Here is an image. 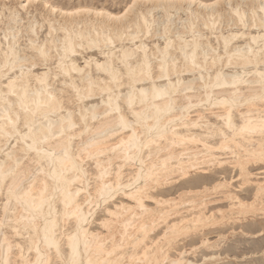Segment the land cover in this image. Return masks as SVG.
<instances>
[{"label":"bare ground","instance_id":"6f19581e","mask_svg":"<svg viewBox=\"0 0 264 264\" xmlns=\"http://www.w3.org/2000/svg\"><path fill=\"white\" fill-rule=\"evenodd\" d=\"M143 2L151 8H140ZM131 6L138 7L128 19L106 12L86 17L82 13L90 12L81 7L58 10L62 35L53 36L56 29L47 23L50 38L41 44L28 38L29 54L16 48L18 38L12 32L16 13L2 32L0 152L12 138L19 146L7 149L6 160L0 161V192L5 187L7 201L3 211L9 212L2 214L0 226L10 222L15 236L27 232L26 248L32 257L17 256V247L15 255L23 258L22 264H47L52 253L57 264H198L183 258V246V251L170 254L177 236L235 223L257 205L264 213V182H251L255 187L251 202L232 185L238 179L245 183L264 179V0H133ZM157 8L163 14L156 17ZM170 8L182 10L189 23L179 16L171 18ZM48 9L55 10L52 5ZM225 18L230 22L224 23L227 35L215 27ZM193 21L210 32L215 48ZM33 23L23 28L26 35L34 33ZM140 34L162 38L163 45L148 47ZM115 42L117 49H110ZM86 49H96L102 59H94V74L88 70L90 58L84 59V66L76 58ZM37 61L42 65L54 61L55 67L35 74ZM187 76L191 77L183 78ZM66 91L74 92L80 102L81 121L89 115L106 117V122L73 130L77 124L72 112L63 107ZM95 95H102L101 106L83 104ZM209 117L217 123H210ZM83 134L88 135L83 139ZM74 137L80 138L77 144L72 143ZM215 138L216 144L209 143ZM107 151L112 157L100 159ZM29 153L38 167L32 173L29 165L20 164ZM86 158L93 159L96 172L91 192L81 165ZM250 163L254 169L247 167ZM126 164L125 175L121 169ZM113 165L117 170L111 173ZM229 165L238 172L237 178L220 175ZM207 167L215 168L217 176L211 181ZM191 172L196 175L192 183L173 186ZM117 192L120 201L113 200ZM9 201L13 204L8 208ZM223 202L227 210L222 209ZM100 208L108 217L99 220L108 231L107 236L101 234L104 237L88 228ZM66 223L72 224L70 229H64ZM159 227H164L161 235L156 232ZM118 228L121 234L114 240ZM2 232L1 257L6 264L11 243ZM62 239L64 252L59 246Z\"/></svg>","mask_w":264,"mask_h":264},{"label":"rangeland","instance_id":"374dc122","mask_svg":"<svg viewBox=\"0 0 264 264\" xmlns=\"http://www.w3.org/2000/svg\"><path fill=\"white\" fill-rule=\"evenodd\" d=\"M25 1H29L31 3L25 5L26 4ZM132 1L133 0H0V40H1L0 48H2L3 47L2 45H4V43H5V40L2 37L4 36L3 33L6 32L7 23L9 21L8 19L11 18V16H13L15 13L16 14L13 17L15 18L16 22L12 23V26L14 27L12 32L18 38L16 48L18 47L22 52L25 51L26 53H28L27 52L28 51L27 50V45H28L27 39L28 38L35 39L37 44L38 43L41 44V42L43 43L50 38L48 35L49 29H48L47 23H51L53 25V27L56 29L55 34H52L53 36H61L62 35V31L59 30V26H61L63 24V20L62 19L60 20L61 15H59L58 10H62V12H64V11H67L68 9L70 10V9H75V8L81 7V8H85V9L89 10L90 13H82V15H86V17H89V16L94 17L93 12H97L100 14L106 12V13L110 14L111 16L119 17V18L126 15V18L128 19L129 17H132V10L134 11L136 9V7H138V6H131ZM202 1L209 3V2L214 1V0H202ZM23 5L25 7L21 8V6H23ZM50 5H52L55 8V10L53 12H50L48 9V7ZM141 5L139 7L144 9V10L151 8V6H150L151 4L146 3V2H143V5L142 6ZM221 7L226 9V5L224 6L223 3L221 5ZM185 8H186V6H184V9ZM193 9H196V6H194ZM243 9L245 10L246 15L248 16L250 13L247 11V8L244 7ZM130 10H131V12H130ZM79 11H81V10H79ZM169 13L171 14V18L176 19L177 16H179L180 18H182V20L185 19L186 24L189 23L187 21H190V20H187V16L185 13H183L182 10L177 11L174 8H170ZM154 14L157 17V16H161L163 13L159 8H157L154 11ZM53 16H56V18ZM47 17H50V18H47ZM54 18H55V20H54ZM249 18H250V16L247 17V19H249ZM96 19L99 20V18H96ZM226 19L227 18L224 19L225 22H222L221 25H218V24L215 25V27H217V29H218V27H219V29L222 27V33L224 35L225 34L227 35V31L229 30L228 26H225L226 21L229 22ZM33 21L35 23V24L33 23L34 24V27H33L34 33L30 32L29 34L27 33V35H26V32L24 31L23 28H25L29 22H33ZM93 22L94 23L96 22L95 19ZM193 22L197 25L198 30L201 31V34L203 36L207 37L209 39L210 44L215 48L217 46V44H216V41H214L213 36L210 35V32L204 28H201L202 27V25L200 24L201 22H196V21H193ZM229 24H230V22H229ZM215 32H217V31H215V29H214L213 33H215ZM251 32L254 33L255 30H253ZM141 36H142V34L139 35V38L148 47H151L154 43H158L161 46L163 45L164 39H162V38L141 37ZM188 36H187V38H188ZM236 43L238 45L243 44L242 40H237ZM117 46H118V42H115L114 44H111L109 46V48L110 49H113V48L117 49ZM85 48H88V47L85 46ZM217 49H218V52H222L221 48L217 47ZM80 52H81V54H78L76 57L78 60V64L80 66H84V59L90 58L88 60L90 62V66L88 67V70H90L94 74V72H95L94 68H93L94 59L102 60L101 56L98 54V51L96 49H91V50L86 49L84 51L80 50ZM179 64H180V62H178V66H179ZM49 66L54 68L55 67L54 61H52L50 63L48 62L46 65H42L40 62L37 61V66L34 67L33 72L35 74L36 73L39 74L40 72L43 71L44 68L49 67ZM15 71H16V69H15ZM228 71H230V70H228ZM237 71L241 72V69H238ZM210 73H212V71ZM190 77L191 76H187V77H183V78H190ZM159 83H161V81ZM144 87H148V85H146ZM55 88L57 90H59V88H61L58 84V81L55 83ZM123 92H126V91H122V93ZM55 93L60 95L59 91H56ZM74 95H75L74 92L66 91V92H64L63 97H62V99H64L63 107L65 109H68L70 112H72L74 122L77 124L73 130L78 131V129L79 128L81 129L82 127H84V125H91V126L94 125L95 126L100 121L107 120V118L103 117V116H100L97 118H90L89 115H87L88 117H85L84 122L81 121L79 119V117L77 116V109L80 105V102L76 101ZM100 96H102V95H95L94 96L95 98L85 99V100H83V104L87 107H90L92 105L101 106ZM9 99H13L12 96H10ZM124 115L127 117L128 120H133V117L129 113H126V111L124 112ZM191 115H194V114L191 113ZM192 118L194 119V117H192ZM208 120L210 123H217V121L212 117H209ZM105 122L106 121H104V123ZM18 125L20 127L21 132H23L25 128H23V126L21 125V122H19ZM109 126H111V125H109ZM195 132H198V131H195ZM86 135H88V134H86ZM86 135L85 134L81 135V138L84 139L86 137ZM116 140L117 139H110V143L111 142L114 143ZM79 141H80V138L74 137L72 140V143L77 144ZM16 143H17V145H16ZM209 143L214 145L217 143V139L216 138L211 139V140H209ZM18 146H19L18 140L15 141V138L10 139L8 141L7 145L5 147H3L2 151L0 152V161L6 160V158H3V156H4L3 153L8 152L9 150L11 151L12 147H14V149H16V148H18ZM7 149H9V150H7ZM21 154H22V152H21ZM112 154L113 153L107 151L104 155H102L103 157L100 156V159L105 161L107 156L112 157ZM219 154H221V153H219ZM33 158H34V155L32 153H29V154H25L20 160L21 166L25 167V166L29 165V167H31L30 168L31 173L35 172V169L36 170L38 169L37 166L35 167L34 165H32L33 163L31 162V159H33ZM226 158L227 157H225L223 159H225V160L228 159L229 161L232 160V159H229V158L226 159ZM3 159H5V160H3ZM41 163H43V162H41ZM92 164H93V159H90V158L84 159V162L81 164L82 167L87 171L85 181L88 184L85 183V185L87 186V188L90 192H91V188L93 187V184H94V179H95L94 176L96 173L95 169H94V164L93 165ZM131 164L134 165L133 163L130 162L129 165H131ZM247 167L253 168L251 163L248 164ZM207 168L210 169L209 170L210 171V175H209L210 177L208 178V181H211V178H214L215 176H217V175H214V173H213L215 168H213V167H207ZM230 169L231 168L229 165V167L227 166L225 168L226 172L228 171L227 173L224 172L226 175L225 174H220V175L226 177L227 179H229L230 177H234V179L237 178L238 172L235 171L234 169H231V170ZM111 170H112L111 173H113L115 170H117V166L113 165V167H111ZM121 170L126 175V171L129 172L128 165L126 164ZM190 174H191L190 177H188L186 179H182V178L176 179L178 181V183L173 185V186L178 187V186H181L187 182L192 183L194 178H196V175L194 172L193 173L191 172ZM220 175H218V176H220ZM255 181H257L259 183H263L264 179L256 180L254 178H251V179H249V182H247V183H245L243 181V179H238L232 184L233 189L238 190L237 193L239 194V196L243 200H244V198H246V200H244V201L251 202L253 200V196L255 193V187L252 183ZM4 188L5 187H3L1 192H0V219L9 213L8 209H6V211H3V208L7 202L5 199L6 190ZM251 192H252V194H251ZM183 199H185L184 201L188 200L187 197L183 198ZM113 200H115V201L121 200L119 192H117L115 194ZM122 201L124 203H126L125 200H122ZM12 202L13 201L8 202V208L10 207V204L11 205L13 204ZM226 204L227 203L223 202L222 209L227 210L228 205H226ZM147 205L153 206V203L147 202ZM56 207H57V209L60 208L58 204H56ZM258 207L259 206L257 205L255 207V209L253 208V209L245 210L246 212H244V215L242 214L243 216H240L241 220H239L235 223H228L227 226H223V227L216 226L217 228L213 231H209V230L206 231L205 230L203 233L197 232V233L191 234L189 236H185V235L180 236L179 235V236H177L178 238L176 237V239H177L176 242H174L169 247V249H170V251L177 249L178 252L183 251L185 249L186 254L183 255V258L185 260H190V261H192L194 263H198V264H203V263H205V264L206 263L207 264H210V263L211 264H264V213L257 211ZM103 213L104 212L100 208V209L96 210L95 213L93 214V216L89 219L90 225L88 226V228L90 229L91 232H94V233L97 232V233H100V235L102 233L108 234L107 229L101 223L103 220L108 219V217ZM2 214H4L3 217H2ZM233 216H236V215H233ZM101 218L102 219L104 218V219L102 220ZM95 222H97L98 225ZM8 225H10V222L2 224L0 226V231L1 232L3 231L2 233H5L7 239L11 243V248H10V252H9L6 264H22L21 260L23 258L17 257V256L21 255L22 257L27 258V259H31V257H32V254L30 252H28L27 248H26L27 247L26 246L27 245L26 240L28 238V234L26 231H21L20 232V234L22 233L21 235L15 236V235H13V232H11V230L9 229ZM71 226H72L71 223H69V224L66 223L64 226V229L65 230L70 229ZM1 227H3V228H1ZM101 230H104V231H101ZM163 230H164V227H161V228L159 227L156 232H157V234L161 235L163 233L162 232ZM238 230H239V232H238ZM240 230H241L242 234L240 233ZM120 231L121 230H119V228H118L115 235H114V238H113L114 240L118 239L120 237V234H121ZM106 234H105V236H107ZM101 236L104 237L103 235H101ZM204 238H206L207 240L209 239V243L207 242L206 244H203L202 240ZM20 241H22V242H20ZM199 241H200V244H199ZM63 243H64V239H62L60 241L59 246H60L61 250L64 252V244ZM4 245H5L4 243L0 244V264H2V263L4 264V262L2 261V257H1L3 252H4ZM182 246L184 249L182 248ZM17 247L20 248L19 249L20 254L18 253V255H17V252H18ZM189 249H191V250L189 251ZM226 253H228V254H226ZM170 254H173L172 251ZM27 256H29V257H27ZM172 256H174V255H172ZM201 256H202V258H201ZM209 257H214V259L209 260V261L208 260L205 261V258L209 259ZM47 264H57V261L54 259L53 253L51 254L50 261Z\"/></svg>","mask_w":264,"mask_h":264}]
</instances>
